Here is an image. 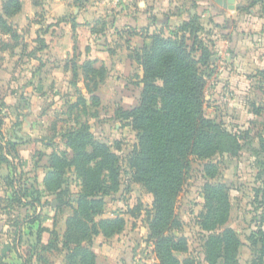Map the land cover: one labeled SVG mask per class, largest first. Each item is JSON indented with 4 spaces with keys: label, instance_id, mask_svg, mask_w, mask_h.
<instances>
[{
    "label": "rangeland",
    "instance_id": "obj_1",
    "mask_svg": "<svg viewBox=\"0 0 264 264\" xmlns=\"http://www.w3.org/2000/svg\"><path fill=\"white\" fill-rule=\"evenodd\" d=\"M4 1L0 0V16ZM31 1L33 12H19L6 20V25L0 22V101L5 105L0 139V264H65L66 251L62 248L65 222L75 208L81 181L73 170H66L61 190L68 193L58 200L45 190L43 180L52 153L64 152L71 158L72 153L65 145L69 132L88 126L94 137L111 146L120 158V191L104 198L103 215L97 220L123 215L129 224L143 216L144 223L151 196L140 185L130 182L126 159L136 138L129 127L109 119L107 115L112 111L106 103L97 107L91 103L90 96L82 92L80 70L73 86L71 74L53 76L52 70L58 66L44 62L48 49L45 44L41 48L39 40L44 42L48 30L58 26L60 20L48 24L43 5L38 0ZM177 4L183 12L194 10L193 15H183L201 20L202 30L194 31L193 38L202 41L212 53L210 64L200 68L206 76L204 114L222 125L240 144L236 157L221 155L211 160L217 165L211 183L222 184L228 190V226L239 234L242 243L238 261L251 264L259 246L252 245L249 238L264 229L261 226L264 222V0H178ZM202 6L227 11L229 15L222 13L215 21L226 23L228 28L214 27L208 15H198L197 7ZM180 15L177 12L173 16ZM63 19L69 21L71 15ZM182 24L179 22L171 34H180ZM97 30L101 32L102 26L97 25ZM230 30L234 37L247 41L249 57L240 72L233 69L228 53L223 52L227 60L218 57L216 38H223V33ZM78 58L73 48L64 68L70 70L72 63L79 66ZM240 75L244 87L239 81L230 82L231 76L236 79ZM81 96L86 106L79 100ZM256 109L259 115L253 114ZM203 165L204 162L191 160L176 201V213L183 226L175 235L184 236L190 244L189 254H178L177 258L183 261L190 257L194 264H207L202 252L206 235L197 223V216L204 210ZM52 231L57 237L53 244L56 248L48 250L44 245L51 244ZM37 236H41V246ZM100 237L93 240L92 251ZM100 241H104L102 237ZM151 245L145 239L136 248L141 258L136 255L139 263L155 264L148 252Z\"/></svg>",
    "mask_w": 264,
    "mask_h": 264
},
{
    "label": "trees",
    "instance_id": "obj_2",
    "mask_svg": "<svg viewBox=\"0 0 264 264\" xmlns=\"http://www.w3.org/2000/svg\"><path fill=\"white\" fill-rule=\"evenodd\" d=\"M85 3L87 0H74L78 8ZM20 10L19 0H5L0 22L6 25V20ZM100 22L103 31L105 25ZM200 30V20L189 17L178 30L180 34L170 32L167 36L155 32L149 37L148 45L139 52L131 51V58L142 70L140 101L131 110L117 108L113 115L115 120L124 122L136 134V144L126 159V166L130 182L140 185L151 196V207L145 213L146 241L153 246L157 264H194L190 257L183 261L177 258L178 254H189L190 244L184 236L175 235L183 226L176 213V201L193 158L204 162V210L197 216L198 226L206 235L202 244L204 262L239 264L242 243L239 234L228 226V190L222 184L211 183L217 171L216 163L211 160L221 155L236 157L240 144L222 125L204 114L206 76L201 69L210 64L212 53L202 41L193 38L194 31ZM101 32L92 30V33ZM190 39L191 45H188ZM39 43L43 48L45 43L42 40ZM78 70L84 94L90 96L95 107L99 106L94 93L106 79V70L94 68V62L89 60L79 66L72 63L73 86ZM79 100L86 106L82 96ZM4 107L0 101V139ZM253 112L254 115L260 113L258 109ZM65 145L72 156L68 158L64 152L49 156L44 188L60 200L68 193L61 190L66 170H73L81 181L75 208L65 222L62 248L66 251L65 264H96V255L90 248L93 240L101 236L105 242L121 234L125 227V220L118 215L96 219L103 215L104 198L120 191V158L111 146L98 141L88 126L69 132ZM51 236V244L44 245L48 250L56 248L53 245L54 241L57 242L55 231ZM249 239L252 245L259 246L251 264H264V229L252 233ZM37 243L41 246V236H37Z\"/></svg>",
    "mask_w": 264,
    "mask_h": 264
},
{
    "label": "crops",
    "instance_id": "obj_3",
    "mask_svg": "<svg viewBox=\"0 0 264 264\" xmlns=\"http://www.w3.org/2000/svg\"><path fill=\"white\" fill-rule=\"evenodd\" d=\"M38 1L47 12L48 24H54L58 19L71 15V20L61 21L58 26L54 25L48 30V38L44 41L48 55L44 62L55 63V66H58L52 70L53 76L60 78L63 73L70 75L71 71L64 68V62L70 60L75 48L80 60L78 65L89 60L94 62L96 69L103 67L107 73L106 79L99 85L94 96L98 98L100 106L105 103L108 105L107 109L112 112L107 116L112 121H118L113 116L117 108L131 110L140 101L142 70L131 58L130 52H139L148 45L149 37L155 32L169 34L179 22L189 19L183 14L194 13L193 9L183 12L177 4L178 0H87V3L79 8L74 4V0ZM20 2V13L33 12L31 0H20ZM197 8L200 9H197L196 13L208 15L214 27L228 28L226 23L219 24L215 21L223 15L222 13L229 15L227 11L211 10L206 6ZM177 12L181 14L178 18L173 16ZM100 21L105 25L103 32L92 33V30L100 25L98 24ZM72 23L75 25L74 28ZM231 30L229 33H223V38L220 36L216 38L218 57L227 60L223 58V52L228 53L232 59L230 62L233 63V69L235 72L236 69L240 72L249 57L245 47L247 41L234 37V32ZM60 66L63 68H59ZM219 73L224 72L221 70ZM241 78L243 75L236 79L231 76L230 82L239 81L243 86ZM82 92L85 93L84 89ZM130 131L136 138V134L131 129ZM120 216L125 220L124 231L107 242L100 241L101 237L98 238L97 248L93 249L96 264H141L137 261L136 255L139 256V253L136 248L145 241L148 234L146 224L142 220L143 216L133 219L129 224L123 215Z\"/></svg>",
    "mask_w": 264,
    "mask_h": 264
},
{
    "label": "built area",
    "instance_id": "obj_4",
    "mask_svg": "<svg viewBox=\"0 0 264 264\" xmlns=\"http://www.w3.org/2000/svg\"><path fill=\"white\" fill-rule=\"evenodd\" d=\"M149 254H150V257H151V261L154 262L155 264H157V261L155 259V256H154V253H153V246L151 245V247L149 248ZM138 259L140 260L141 258H139L138 256Z\"/></svg>",
    "mask_w": 264,
    "mask_h": 264
}]
</instances>
